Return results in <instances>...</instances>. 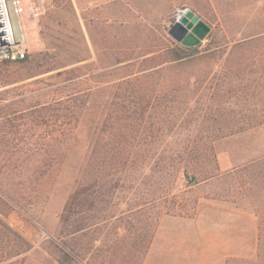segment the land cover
I'll return each mask as SVG.
<instances>
[{"label":"rangeland","instance_id":"rangeland-1","mask_svg":"<svg viewBox=\"0 0 264 264\" xmlns=\"http://www.w3.org/2000/svg\"><path fill=\"white\" fill-rule=\"evenodd\" d=\"M185 9L192 10L219 35L222 14L238 30L234 31L236 36L248 26L252 30L264 29V0H49L38 24L40 42L32 46L29 59L0 63V113L19 111L29 115L27 112L34 106L51 103L69 91L98 89L91 95L90 106L67 142L54 143L52 137L42 138L43 129L53 133L52 123L46 128L32 126L31 116L25 121L14 120L20 126L21 136L18 139L8 134L6 147L0 150V165L5 164L7 169L0 174V182L24 183L28 186L26 190L16 188L22 195L14 194L19 199L34 197L33 205L23 209L15 205L7 217L10 226L30 242L32 249L0 264H58L55 245L66 250L79 264H100L101 249L115 244L118 251L112 264H120L123 259L128 264H144L161 220L171 215H162L156 228L148 226L130 234L128 215L122 214L156 189L169 187L181 195V206L191 208L197 202L193 218L171 217L188 220L187 224L191 225L198 218L197 225H206L209 236L216 238L214 243L209 239L206 260L199 255L192 257V261L264 264V249L258 256L260 244L264 247V237L259 240L256 214L262 202L254 195L259 183L245 184L238 172L246 165L264 160V123L243 129L237 124L239 119L264 117V92L257 89L247 110H242L234 102L236 98H248L246 91L231 92L227 85L224 90H212L225 72L222 57L212 59L210 66L205 63L198 64V69L191 66V78L194 75L209 78L206 84L196 88L184 81L188 75L183 73V68L167 73L169 64L161 65L167 57L161 53L178 44L168 31L179 11ZM208 43L209 39H205L199 50H204ZM153 66L160 69L145 78V86L165 88L164 91L177 89L179 96L148 120L140 140L143 143L137 146L144 155L118 174V177L122 175L123 185L116 191L113 204L107 205L104 214L98 216L99 221H107L90 229L87 237L79 241V248L85 254L80 259L56 236L77 193L76 180L92 138L102 127L105 99L119 83ZM223 93L234 94V99L225 102ZM208 106L216 111L208 112ZM7 123L0 118V128ZM61 124L62 121L57 123ZM62 128L69 130L68 126ZM47 148L58 152L57 160L42 185L34 191L35 187H30L34 176L27 170L38 166L37 158ZM18 149L24 152L19 153ZM193 163H201L200 166L210 170L217 167L220 175L193 185L183 173L174 182V176L164 180L167 172H173L170 165L178 169ZM88 180L85 179L83 187L88 186ZM87 224L91 225L92 221L88 219ZM3 242L0 241V259L15 253L13 245L6 249Z\"/></svg>","mask_w":264,"mask_h":264},{"label":"trees","instance_id":"trees-1","mask_svg":"<svg viewBox=\"0 0 264 264\" xmlns=\"http://www.w3.org/2000/svg\"><path fill=\"white\" fill-rule=\"evenodd\" d=\"M219 27L222 32L221 35L213 29L207 38L209 43L202 50L203 52L199 50L201 45L195 48H187L180 44H174L161 53V55L167 57V61L161 62V65L169 64L167 73L176 72L177 69L183 68V73L188 75L184 81L189 86L191 84L196 88L206 84L209 78L207 75L204 77L194 75L195 77L191 78V66L197 69L198 64L202 63L210 66L209 62H213L212 59L222 57L221 61L225 59L222 64L225 72L220 78V82H216L211 89L221 91L227 85L231 92L246 91L245 96L248 98H236L234 102L244 110L257 89L264 92V29L252 30L253 28L248 26L240 36H236L234 31L238 30L233 29V24L231 25L225 14H222ZM227 52H229L228 56L223 58ZM29 57L30 55H27L25 59L18 62H25ZM5 63L16 62L7 61ZM158 67H150L148 70L139 72L135 77L119 83L105 99L106 112L102 127L98 131L99 134H94L92 138V144L76 180L77 193L70 201L67 214L62 220L60 231L56 236L64 247L70 249L80 259H84L85 254L79 248V241L87 237V232L90 229L107 221H99L98 216L104 214L107 205L113 204L116 191L123 185L121 184L122 175L118 177V174L123 172L132 161L136 163L137 158L144 155L140 150H137V146L143 143L140 140L143 137L148 120L152 118L158 109L168 107L170 102H175L179 96L177 89L169 90L168 88L164 91L165 88L157 90L145 86V78L152 77V73L160 69ZM149 70L151 71L148 72ZM192 79L194 80L192 81ZM96 90L98 89L80 88L69 91L63 97H59L51 103L45 102L34 106L32 110L27 112L29 115H24L19 111L1 112L0 118H4L8 123L0 128V150L6 147L8 134L14 135L18 139L21 136L19 135L20 126L14 123V120L25 121L29 116H31L29 117L31 125L34 127L44 126L48 128L51 123L53 124V128H55L53 133L43 129L44 134L41 136L44 140L52 137L55 139L54 143L69 141L74 135L84 111L90 106L91 95ZM223 94L225 95L223 99L225 102H231L234 99V94ZM207 111L214 112L216 110L212 106H208ZM12 116H14V119H12ZM61 121L62 124L58 126L57 123ZM263 123L264 117L259 115L247 120L239 119L237 121L241 128L244 126L257 127ZM66 126L69 127L68 132L62 128ZM20 139H24V137ZM52 145L53 143L49 144V147ZM17 152L23 153L24 150L18 149ZM38 154L39 152L36 153V155ZM57 155L58 152L55 149L47 148L37 158L38 166L27 170L32 177L34 176L30 186L31 188L35 187L34 191L42 185L45 177L51 172L56 163ZM196 157H194V160H197ZM200 165L201 163H193L192 166L178 169H174L173 165H170L173 172H167L168 177L163 176L164 180L174 176V182L178 179L177 176L183 173L185 177L191 179L193 185L209 181L220 175L217 167L215 170H210V168L207 169V167ZM4 171H7L5 164L0 165V174ZM238 172L245 184L259 183L254 195L262 202V207L260 206V210L256 213L259 219V240L261 241L264 237V160L246 165L240 168ZM86 178L89 179L88 186L83 187ZM16 188L26 190L28 186L25 187L24 183L0 182V241H5L3 243L6 249L13 245L15 251L12 255H3L0 262L10 260L32 249L30 242L12 228L7 221L9 211L14 210L13 206H20L23 209L34 204L33 196L19 199L22 193ZM14 192H18L19 196ZM181 200V195L174 192L170 187L168 190L165 188L163 190L161 188L156 189L145 200H139L130 205L127 211L122 214L128 215L126 223L129 226L127 231L131 234L138 229H147L148 226L156 228L162 215L193 218L196 213L197 202H194L193 207L190 208L181 206ZM167 203L169 204L166 206ZM87 215H89V218ZM88 219L92 221L91 225L87 224ZM151 220L153 221L151 222ZM120 241L123 240L120 239ZM150 241L149 239V243ZM55 247L58 264H79L66 250L58 245H55ZM263 249V244H260L258 256H261ZM117 251L118 245L116 244L107 246L105 250L102 248L99 253L101 254L100 264L115 262ZM123 260L120 264H128L127 259Z\"/></svg>","mask_w":264,"mask_h":264},{"label":"built area","instance_id":"built-area-1","mask_svg":"<svg viewBox=\"0 0 264 264\" xmlns=\"http://www.w3.org/2000/svg\"><path fill=\"white\" fill-rule=\"evenodd\" d=\"M48 1L0 0V63L21 61L38 45V24Z\"/></svg>","mask_w":264,"mask_h":264},{"label":"crops","instance_id":"crops-1","mask_svg":"<svg viewBox=\"0 0 264 264\" xmlns=\"http://www.w3.org/2000/svg\"><path fill=\"white\" fill-rule=\"evenodd\" d=\"M186 221L178 217H163L144 264H198L197 260L192 261V257L198 258L199 255L207 259L208 243L211 239L214 243L216 238L209 236L206 225H197L198 218L192 220V225ZM199 249H202L201 253Z\"/></svg>","mask_w":264,"mask_h":264},{"label":"water","instance_id":"water-1","mask_svg":"<svg viewBox=\"0 0 264 264\" xmlns=\"http://www.w3.org/2000/svg\"><path fill=\"white\" fill-rule=\"evenodd\" d=\"M212 31L211 26L192 10L179 11L177 18L170 25L168 34L178 44L187 48H195L207 39Z\"/></svg>","mask_w":264,"mask_h":264}]
</instances>
